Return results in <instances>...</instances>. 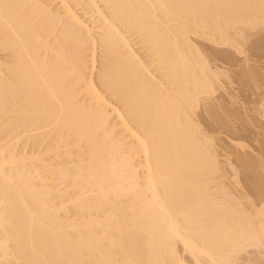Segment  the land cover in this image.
<instances>
[{
	"label": "bare ground",
	"instance_id": "1",
	"mask_svg": "<svg viewBox=\"0 0 264 264\" xmlns=\"http://www.w3.org/2000/svg\"><path fill=\"white\" fill-rule=\"evenodd\" d=\"M261 32L264 0H0V264H264V141L229 139L241 200L197 119L241 128L207 45Z\"/></svg>",
	"mask_w": 264,
	"mask_h": 264
},
{
	"label": "rangeland",
	"instance_id": "2",
	"mask_svg": "<svg viewBox=\"0 0 264 264\" xmlns=\"http://www.w3.org/2000/svg\"><path fill=\"white\" fill-rule=\"evenodd\" d=\"M264 32H261V33H259V35L261 36V38H262V36H263V38L261 39L260 38V36L258 35V33H257V35L255 34L254 35V39H253V42H252V39L249 41V40H247V43L249 42L250 44H248V45H250V46H247V43H245V46H247L245 49H246V51L243 49L242 51L244 52H238L237 53V51L235 52V50H234V52L233 51H230V53L231 52H233V53H231V56L233 55V54H235V55H233V62H231L232 60L231 59H229V60H227V58L225 57V56H228L229 55V53H228V55H224V54H222V53H224V51H222V50H224V49H226V48H224V46L223 47H220V46H222V45H219V46H214L213 44H209L208 42H199L200 43V45H204L203 47V49L205 50V48H207L208 47V52H207V54H210L211 55V57L214 59H212L211 58V62L215 65V67H217L218 66V71H222V73H220V76L222 75V77H219L220 78V81L222 82V84L221 85H224V86H222V87H225L224 89H222L221 87H220V89L218 88L216 91H218V92H214V94H215V98H217V99H220V100H218V101H216L217 99H214L213 97V99L215 100L214 102H215V104H219V102L221 103V102H223V103H221V106L223 105H225V107L226 108H233V109H235V107H237L236 108V110H233L232 109V112H233V116L231 115L232 114V112H231V116L234 118V119H232V117L230 116V118L232 119V123H233V125L234 124H236V122L237 121H239V122H237V124L235 125L236 127H241V128H237V130L235 129V132L233 133V132H231V135H230V132L229 133H227L226 131H225V133H223V131L225 130H222V128H221V132H220V130H219V127H218V130H217V127H216V129H215V126H217V125H215L214 126V129H212L213 127V125H211L210 124V122H212L211 120H210V118H209V116H207L208 114L206 113V114H204L203 112L202 113H200L201 111H202V107H200V109L199 110H201V111H199V114H201V115H198V117H197V119H199L200 120V122L202 123H200L199 122V124L203 127V126H205V127H203V128H210L211 129V131L209 130V129H205V131L206 132H210L211 134L216 130V132L215 133H218V135L221 137V138H224V139H222L223 140V142H222V140H220L219 141V143L218 144H220V142H222L220 145H219V149L221 150H219V152L221 153V152H223V154H224V156H223V154H222V156H221V154L219 155L220 157H219V159L221 160V162H222V160H223V162L225 161L226 162V164H225V162L223 163H221V165H222V167H224L225 168V166L227 167V168H223L224 170H223V173L225 174V176H226V178H229V179H227L225 182H226V184H227V186L228 187H230L231 188V186H233V190L232 189H230L231 191H232V193H234L233 195H236V193L237 194H240V198H241V200H242V197H244L245 196V190L243 189L242 190V188L240 187V186H243V182L241 181L242 180V176L241 175H239V181L241 182L240 184H242V185H240V186H238V184L236 185V186H234L233 185V183L232 182H230V181H233L232 179H233V171H231V170H229V168L230 167H228V165L231 163L232 165H234L235 166V164H236V161H234V159H235V154L234 153H232L231 151H233V150H231V149H234L233 148V146H231V141H233V139L235 138L237 141H240L241 140V142L243 141L244 142V144H246L245 145V147L248 145H250L249 146V148H248V146L246 147V148H244L245 150H242V151H246V153L248 152V151H250V152H252V151H254V152H256V146L255 145H257V139H258V137H259V139L260 140H262V141H264V133H263V135H262V133L260 132V131H264V117H262V116H260L259 118L258 117H256V115H254V112L256 113H262L263 114V111H264V78L262 79L261 77H263L264 76V34H263ZM254 34V33H253ZM251 36V35H250ZM253 36V35H252ZM257 36V37H256ZM255 38H257V40L255 39ZM259 39H261L260 41H259ZM199 40H201V39H198V41ZM258 41V43L256 44V42L255 41ZM252 42V43H251ZM262 43V44H259V43ZM207 43H208V45H207ZM255 43V44H254ZM251 44H252V46H251ZM205 45H207V47H205ZM211 45V47H209ZM214 47H213V46ZM253 45H257L258 46V48H257V46H253ZM260 45V46H259ZM262 45V46H261ZM214 48V51H216V49H217V52H214L213 51V49H209V48ZM251 49H250V48ZM256 49H255V48ZM261 47V48H260ZM220 48V49H219ZM224 48V49H223ZM247 48H249V49H247ZM234 48H232V49H229V48H227V52H229L228 50H233ZM221 52H220V51ZM205 51H207V49L205 50ZM219 51V52H218ZM210 52V53H209ZM226 52V51H225ZM216 53V54H215ZM221 53V54H220ZM217 54H219L220 55V57L222 56V55H224L223 56V58H225L224 60L222 59V57H221V59H219L220 57L217 55ZM210 55H208L209 57L208 58H210ZM215 57V58H214ZM231 60V61H230ZM226 61H229V62H226ZM98 64L100 63V62H97ZM211 63V64H212ZM97 64V65H98ZM212 64V65H213ZM213 65V66H214ZM255 66V67H254ZM255 69H254V68ZM256 67L258 68V69H256ZM244 68V69H243ZM252 70V72L253 71H255L254 73H257L258 71H256V70H261L260 72H258V74H261L260 76H258L259 77V79H258V77L255 75V74H253L257 79H254V81L255 80H258L257 81V83H255L253 80H252V78H249V84H248V82H247V79H248V77H247V79H246V82H244L245 81V79L243 78L244 76V74H247V73H242L243 71L245 72V71H249L250 69ZM243 69V70H242ZM249 69V70H248ZM98 68L97 69H95V74L96 73H98ZM250 70V71H251ZM226 71H228L227 73H226ZM249 71V72H250ZM263 71V72H262ZM226 74H225V73ZM240 73V74H239ZM263 73V74H262ZM231 74V75H230ZM243 74V75H242ZM257 74V75H258ZM226 75H227V77H226ZM239 75V76H238ZM241 75V76H240ZM228 76H230L231 78V81H230V79H229V77ZM246 76V75H245ZM250 76V75H249ZM254 76H253V78H254ZM95 77H97V74L95 75ZM240 78H242L240 81H239V79ZM261 78V79H260ZM250 79H251V81H250ZM242 80H244L243 82L244 83H246L245 85H243V83H242ZM253 81V82H252ZM226 82V83H225ZM252 82V83H251ZM259 83V84H258ZM256 84V85H255ZM243 87H242V86ZM259 85V86H258ZM245 86V87H244ZM254 86V87H253ZM222 89V90H221ZM213 94V95H214ZM231 95V96H230ZM230 98H232V99H230ZM223 101H222V100ZM230 99V100H229ZM231 100H233V101H231ZM217 102V103H216ZM230 102H233V105H232V103H230ZM235 102V103H234ZM237 102V103H236ZM234 104H235V107H233L234 106ZM237 105V106H236ZM222 106V107H223ZM225 109V108H224ZM229 111V110H228ZM230 111H231V109H230ZM230 111H229V113H230ZM234 111H236V113H234ZM259 111V112H258ZM259 113V114H260ZM203 114V115H202ZM234 114H238V115H234ZM243 115V116H242ZM258 115V114H257ZM261 115V114H260ZM201 116H202V118H201ZM203 116H205V117H203ZM207 116V117H206ZM237 117H239L240 118V120L237 118ZM246 118V119H248V126H247V124H245L244 122H242V121H245V119H241V118ZM209 119V122H208V119ZM249 118H251V121L249 120ZM254 118H256L255 120H254ZM198 120V121H199ZM233 120H234V122H233ZM235 120H237V121H235ZM205 121V122H204ZM255 121H256V123H255ZM204 122V123H203ZM208 125H206V124ZM243 123V124H242ZM247 123V122H246ZM209 124H210V126H209ZM257 124V125H256ZM261 124H263V125H261V129H260V125ZM240 125V126H239ZM244 125L246 126L245 128H244ZM251 125V126H250ZM254 125V126H253ZM256 125V126H255ZM243 126V127H242ZM258 126V127H257ZM248 127V128H247ZM242 128H244V129H242ZM263 128V129H262ZM241 131H240V130ZM245 130V131H244ZM260 130V131H259ZM258 131V132H257ZM208 132V133H209ZM219 132L221 133V134H219ZM215 133H213V134H215ZM237 133H239V134H237ZM259 133V134H258ZM227 134V135H226ZM234 134V135H233ZM216 135V134H215ZM230 135V136H229ZM258 135V137H256ZM262 135V136H261ZM226 137V138H225ZM229 139H231V141L229 140ZM258 139V140H259ZM227 140V141H226ZM235 140V141H236ZM256 140V141H255ZM230 141V142H229ZM227 142H229V145H228V143ZM255 143V144H254ZM223 144V145H222ZM225 144V145H224ZM253 148H252V147ZM232 147V148H231ZM250 147H251V149H252V151H251V149H250ZM224 148V149H223ZM231 148V149H230ZM249 150H248V149ZM258 148V147H257ZM247 149V150H246ZM230 150V151H229ZM229 151V152H228ZM236 151V150H235ZM235 151H233V152H235ZM226 154V155H225ZM230 154V155H229ZM234 154V155H233ZM227 156H228V158H230L229 159V163L227 162L228 161V159H227ZM233 158H232V157ZM225 160H224V159ZM233 160H232V159ZM227 159V160H226ZM236 160V159H235ZM234 161V162H233ZM233 162V163H232ZM225 165V166H224ZM237 165V164H236ZM235 167H237V166H235ZM228 169V170H227ZM228 172H227V171ZM231 172V173H230ZM230 173V174H229ZM228 174L230 175L229 177H228ZM232 174V175H231ZM232 176V177H231ZM241 177V178H240ZM235 178V177H234ZM241 179V180H240ZM231 183V186L229 185ZM239 183V182H238ZM237 186H238V188L240 187V189L243 191V192H245L244 194H243V192H241L240 193V189L238 190L237 189ZM238 190H236V189ZM235 189V190H234ZM236 192V193H235ZM243 195V196H242ZM242 196V197H241ZM236 197V196H235ZM255 200H256V198H255ZM260 200L261 199H259V200H256V202L258 203V204H261V202H262V200H261V202H260ZM243 201H244V199H243ZM253 249V248H252ZM249 250L250 249H248L247 250V253L249 252ZM250 251H252V250H250ZM253 251H255L257 254H259L256 250H253ZM252 251V253L251 254H247V253H245L244 252V254H243V256H241V259H240V263H242V262H244L243 264H246V262L244 261L246 258H247V255H252L254 252ZM255 254V253H254ZM257 254L256 255H253L254 256V259H257L258 258V256H257ZM183 257H185V255H182ZM253 256H251L250 258H252V259H250L251 260V262H252V260H253ZM255 256H256V258H255ZM186 258V257H185ZM247 259H249V257L247 258ZM247 259H246V261H247ZM242 261V262H241ZM249 261V260H248ZM247 261V263H249ZM254 261V264H256V261L255 260H253ZM189 262V261H188ZM251 264V263H250ZM253 264V263H252Z\"/></svg>",
	"mask_w": 264,
	"mask_h": 264
}]
</instances>
